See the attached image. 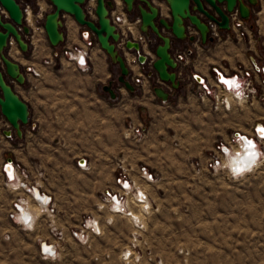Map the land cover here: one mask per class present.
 I'll list each match as a JSON object with an SVG mask.
<instances>
[{
	"label": "rangeland",
	"instance_id": "rangeland-1",
	"mask_svg": "<svg viewBox=\"0 0 264 264\" xmlns=\"http://www.w3.org/2000/svg\"><path fill=\"white\" fill-rule=\"evenodd\" d=\"M92 2L83 5L91 19ZM25 3L34 6V0L20 5ZM156 3L167 16L162 0ZM259 10L249 21L251 37L241 40L244 63L254 58L260 70L252 75L256 92L250 99L236 100L224 93L228 105L221 104V96H203L187 79V63H179L180 88L165 103L148 99L138 89L123 98L115 80L117 66L105 55L102 67L96 66L109 72L98 81L96 125L74 122L80 114L66 113L50 128L24 125L22 142L12 144L16 153L9 157L16 158L13 163L26 173L19 179L49 197L48 209L38 212L30 197L37 212L32 228L0 217V264H264V138L256 132L258 125L264 126V14ZM232 36L237 41L233 31ZM35 39L33 44L38 43ZM26 40L29 51L13 59L25 78L29 75L22 63L33 48ZM90 40L86 68L76 67L80 72L92 71L87 62L95 42L92 35ZM64 50L59 45L45 58L50 61L48 71L58 76L75 72L60 60ZM142 66L145 72L152 70L148 63ZM32 79L17 90L25 95L36 85ZM154 79L153 84L158 81ZM107 80L114 81L117 96L108 103L100 87ZM54 83L68 89L80 81ZM148 90L152 93L151 87ZM106 103L113 106L112 116L100 110ZM74 124L83 125L70 126ZM236 133L253 138L260 150L257 165L240 173L229 168L223 149L238 148ZM80 158L85 159L82 167ZM123 182L127 189L120 186ZM139 192L141 203L135 199ZM112 196L137 220L117 212ZM42 243L54 247V253L41 251Z\"/></svg>",
	"mask_w": 264,
	"mask_h": 264
},
{
	"label": "water",
	"instance_id": "water-1",
	"mask_svg": "<svg viewBox=\"0 0 264 264\" xmlns=\"http://www.w3.org/2000/svg\"><path fill=\"white\" fill-rule=\"evenodd\" d=\"M21 1L30 2L0 0V7L9 17V20H2L0 16V117L9 126L2 131L3 135L9 137L13 132L17 138L22 136V127L28 123V106L14 91L11 83L22 85L25 76L20 64L7 54L9 49L7 38L12 37L21 54L29 51L25 38L29 28L22 20ZM46 1L51 8L43 15L42 28L49 45L57 47L61 44L62 15L71 16L82 29L94 37L109 62L117 66L118 72L115 77L117 84L133 92L135 88L130 81L132 71L125 62L122 50L117 46L121 32L110 22V12L115 8V2L94 0V18L91 19L83 9L87 0ZM156 1L159 0H120L124 12L132 16L130 19L133 17L138 19L137 29L147 39L149 53L145 54L140 43L130 36L124 40V48L127 52L135 53L136 60L141 65L151 61L152 70L147 72V76L155 74L161 83L169 85L171 89H178L181 85L178 74L180 64L172 51L175 39L188 42L199 40L202 44L213 42L214 37L210 34L208 21L214 22L220 31L229 32L231 30L229 13L237 9L239 15L248 21L252 17L253 8H260L259 0H162L167 7L168 15L165 16L161 12V4H157ZM151 54L154 58H149ZM194 77L197 81L202 79L198 74ZM102 89L110 98H115L113 80H108ZM153 92L162 102L171 96L170 91L161 85L154 86ZM260 128L264 129V126L260 125ZM46 198L49 200L47 195ZM40 250L42 251L41 246Z\"/></svg>",
	"mask_w": 264,
	"mask_h": 264
},
{
	"label": "crops",
	"instance_id": "crops-1",
	"mask_svg": "<svg viewBox=\"0 0 264 264\" xmlns=\"http://www.w3.org/2000/svg\"><path fill=\"white\" fill-rule=\"evenodd\" d=\"M39 2L44 13L50 10L51 7L46 0H40ZM114 9L116 11H124L123 4L119 1V3L116 4V7ZM260 14H264V9L261 13H259V15ZM126 16L127 18H129L130 15L126 14ZM129 29L133 35V39H135L138 34L143 36V34L138 31L137 26L132 24ZM61 31L63 33V41L60 44L61 48H68L72 45H83V41L80 37V33L81 31H83V29L73 20L71 16L65 14L62 16ZM250 37L251 33L249 38ZM36 39L38 40V43L33 44V48L32 51L30 50L29 52L30 54L28 59H24V62L22 63L23 65L31 64L39 69L40 76L36 80L30 78V76H27V78H25L26 81H31L30 79L35 80L36 85L32 88H28V90L25 91V95H23L19 92V90H17L18 87H21L22 85L13 83L14 91L19 95V97L23 101H25L28 106V123L25 125L26 128H30L32 130L35 128H50L54 125V123L57 122V120H61V114L63 113H66L68 115L80 114V117H78L77 119L76 117H74V122H79L83 124L84 122H89V124L91 123L92 126L96 125L99 118V107H97V102L99 98L98 81L101 79V75H104V78H106L109 74V72L107 71L101 70L100 72V70L96 69V66H99V68L102 67L103 64L101 60L104 59V56L106 54L99 48L98 44L95 41L89 48L90 56L89 61L87 60L92 71L80 72L77 70L76 66L72 61L66 60L65 58L61 57L60 60L66 61L68 64H70L71 67L75 70V72L63 76L59 74L60 76H58V74L51 73L48 71L50 65H43L41 63L42 59L50 58L52 56L51 53L53 48L55 47L49 45L44 34L38 35ZM242 42L243 41L241 40L236 41V39H234V37L232 36V31H230L220 32V39H217V41L214 43L211 42L208 44H202L199 40H196L194 43H192L175 39L172 48L174 52H185L187 54L188 61L186 71L187 79L190 81L189 83L193 85L196 84L195 79H193L191 76L192 74H198L201 78L204 79L205 83L213 84L215 80L213 72L214 69L220 71L222 74H225L238 72L246 69L257 70L259 68L258 63L254 58H251V63H244V49ZM16 52L18 53L17 57H12V59L14 60H18V58L23 56L18 49ZM107 62L112 65L109 60H107ZM143 68H145V66H142L141 64L137 63L136 65H133L131 69V83L133 84L132 79L134 77H139L141 82L137 85L133 84L134 88L140 90L143 95L148 96V99H156V102L158 104L165 103L159 100L154 95L153 87L156 85H161L166 90H169L171 95L176 89L169 88L166 84L161 83L159 80L157 81V83L153 84L152 82L155 80L154 77L157 76H147V72L143 71ZM64 80H77L80 81V83L75 88L68 89L61 88V86L63 85L62 83H54L55 81ZM103 85L104 84H101L100 87L101 90L106 94V102L108 103V101L115 100L117 97L115 88V98H110L108 93L102 89ZM150 87L152 89V93L149 94L148 89ZM117 88L119 94L123 98L132 93L120 85L117 86ZM66 90H69L73 93L62 95L61 91ZM75 92L78 94L77 102L75 101ZM107 103L100 106V110H102V112H106V114L109 113L112 116L113 106L108 105ZM68 118L70 119V117H66L65 122L69 121ZM106 122L108 123L107 120ZM83 124H74L70 126L81 127V125ZM8 128L9 126L7 122L2 117H0V217H3L11 224L22 225L23 223H21V221L16 218L17 212L19 210L17 209V207L15 208L13 204L15 203L16 206L22 207V200L26 201L29 204V200H31L30 197H32V194L30 195L23 188H20L22 191L21 193L18 191V188H13L12 186H10L12 182H15L14 179L16 175L14 173L13 178H11V183L9 182V180L7 181L6 176L4 175V171L2 170V164L5 161H11L12 163L18 161L16 158L9 156L16 153L13 152L15 149H13L12 144L16 142H22L25 130L22 127V136L20 138H17L13 132H11V135L9 137H6L5 135H3L2 131ZM81 159L85 161L84 158H80L78 161H80ZM31 218L32 214H30V220Z\"/></svg>",
	"mask_w": 264,
	"mask_h": 264
},
{
	"label": "built area",
	"instance_id": "built-area-1",
	"mask_svg": "<svg viewBox=\"0 0 264 264\" xmlns=\"http://www.w3.org/2000/svg\"><path fill=\"white\" fill-rule=\"evenodd\" d=\"M36 1H38V0H34V6H33V4L31 5L28 3H25L24 7L21 6V10H22V14H23L22 20L24 23H26V25L29 28V33L27 35H25V38L28 39L29 41H31V44H32V39L35 35H37V34L43 35L44 34L43 28H42L43 12L40 11L39 8L35 5ZM259 1H260V9L261 8L264 9V0H259ZM92 6H94V5L93 4L90 5L89 9H92ZM34 7H36V9ZM0 16H1L2 20H9V17H8L6 11L2 7H0ZM229 20H230L231 31H233L235 33L237 40H245V39L249 38L250 33H251L250 23H249V21L244 20L239 15L237 9H235L233 12L229 13ZM110 22L113 25H115L116 28H118L121 32V39L117 44L120 46L119 48H121L120 50H122L123 55L125 53L127 56H129V63H131L132 65H136L138 62L136 60L135 53L125 51L124 40L127 38V34L124 33L123 27L127 28V23L128 24L132 23L133 25L137 26L138 25V19L135 17L133 20H129L124 11H121V10L116 11L114 9L113 11L110 12ZM208 25H209L210 32H211L210 34L214 38H219L220 37V30L218 29L217 25L212 21H208ZM89 35H90L89 32L85 31L83 29V31H81V33H80V37H81V40L83 41V45L82 46L72 45L63 51L65 58H67V60H69V61H72L74 63V65L78 69H80L81 71L86 68V59L88 58L87 48L91 44V40H90ZM143 39H146V38L143 37L142 35L138 34L134 40L137 41L138 43H140L141 41L143 43ZM143 44H146V43H143ZM12 45H15V42L12 39V37L9 36L7 38V46H12ZM176 59L180 64H183V65L186 64L188 61V57H187V54L185 52H182V53L178 52V54L176 55ZM49 62H50L49 59H43L42 60L43 65H48ZM148 65L151 66V61L148 62ZM259 71L260 70L258 68L257 70L256 69H246V70H241L238 72L222 74L220 71L214 69L213 72H214V79L215 80H214L213 84L205 83L203 78L200 81H197L194 77L195 74H192V78L195 79V82L198 85V87L201 89V93L203 96L209 97V96L213 95L215 98H218L219 96H221V104H223V103L227 104L226 99L222 98L224 93H230V94L232 93V95L234 97L233 99H236V100H247V99H250L254 96L256 89H255V86L253 84V78H252L253 76L252 75L259 73ZM25 72H26V74H28L33 79H37L40 76L39 69L36 68L35 66L31 65V64H28L25 66ZM224 76H226L227 79L237 78L239 81L241 80L242 85H240L237 88L230 89L228 86H224V84H223L222 78ZM263 81H264V78H263ZM132 82L134 85L141 83L139 77H134L132 79ZM135 132H138V130L135 129ZM243 136H245V135H242L240 133H236V138L242 139ZM84 164H85L84 160L81 162L78 161L79 167H82ZM6 166L12 168L15 171V175H17V178H15L14 181L16 183H19L18 187L13 186L12 184H11V186L13 188H15V187L16 188H23L31 195V190H32L33 186H31V185L27 186L23 181H21L19 179V176H18V175H21L23 177L26 175L24 169H19L17 163H12L11 161H5L2 164V170L4 171L5 176H7V171L5 169ZM6 179H7V181L9 180L10 183L12 182L11 179H8L7 177H6ZM120 186L124 187V185L122 183H120ZM107 195L110 196L108 193H107ZM111 198H115V196H112ZM13 205L16 208V204L14 203Z\"/></svg>",
	"mask_w": 264,
	"mask_h": 264
},
{
	"label": "bare ground",
	"instance_id": "bare-ground-1",
	"mask_svg": "<svg viewBox=\"0 0 264 264\" xmlns=\"http://www.w3.org/2000/svg\"><path fill=\"white\" fill-rule=\"evenodd\" d=\"M39 1L40 0L36 1L35 5L39 8L40 11L43 12V15H44V11H43ZM113 1L115 2V7H116V4H118L120 0H113ZM92 4L94 5V0H93ZM262 11H263V9L261 8L259 10V12H257V13L259 14ZM131 25H132V23H129V24L127 23V28L123 27V29H124V33H126L127 36H130V37L133 38V35H132V33H131L130 29H129L131 27ZM38 35H40V34H37V35H35L33 37L32 44H33V40ZM35 42H37L36 39H35ZM146 42H147V39H143V43H146ZM143 43H142V41L140 42L141 49H142L143 52H145V54H148L147 49H146L147 44H143ZM9 48H10V53H8V51H9V49H8V51H7L8 56L10 58H12V57L16 58L17 54H18L16 52L17 51V47L15 45H12V46H9ZM123 56H124L125 62L127 63L129 56L127 58V55L125 53H124ZM149 58H153V55L152 54L149 55ZM222 81H223L224 86H228L230 89H234V88H237L240 85H242L241 84V80L239 81L237 78L227 79L226 76H224L222 78ZM231 96H232V98H234L232 93H231ZM229 102H230L229 98H226V103L228 105H229ZM260 130H262V128H260V125H259V126H257V131L256 132H257L258 135H260L262 137V133H261ZM245 137L246 136H243L242 139L241 138H237V140H238L237 141V143H238L237 144L238 145L237 149H234V148H232V149L223 148L225 154L227 155V164H228L229 168L235 173H240V172H243V171L250 170V168L252 166L257 165L258 159H260L259 158L260 157V150H259V148L257 146L258 145L257 142L255 140H248L247 139L248 137H246V138ZM5 169L7 171V176L6 177L8 179H11L13 177L15 171L12 168L7 167V166L5 167ZM237 169H239L240 171L237 172ZM11 184L13 186L18 187L19 183L12 182ZM123 185H124V187L128 186L126 183H123ZM126 189H127V187H126ZM129 192H130V189H129ZM31 194H32V197H33L34 201L36 202V205H37V208H38L37 211L38 212L46 211L48 209L46 207V205H47V202L49 201L48 198H46V195L42 194L37 188H34L33 190H31ZM140 194H141V192H139V195L136 194L135 195V199H136V201H139L141 203L142 199L141 198H140L141 200L138 199ZM146 201H143V203H146ZM110 202L113 203V206H114V208L117 209L116 210L117 212H120V213H123V214L126 213V212H124L125 211L124 205L120 201H118L116 198H111ZM142 205H144V204H142ZM16 207L19 210L18 212L16 211L17 212L16 218L18 220H20L21 223H23L22 225L28 226L30 228L31 224H32V221H33V218L36 216L37 212L33 208H31L29 206V204L26 201H24V200L22 201V207L21 206H16ZM30 214H32L31 220H30ZM126 214H128L131 219L133 218L134 221L137 220V218H138L136 215H133L131 212L126 213ZM95 228L98 229L97 225H95ZM41 249H42L43 252H45L47 254L54 253V247H52L51 245H48L46 243H42L41 244Z\"/></svg>",
	"mask_w": 264,
	"mask_h": 264
},
{
	"label": "flooded vegetation",
	"instance_id": "flooded-vegetation-1",
	"mask_svg": "<svg viewBox=\"0 0 264 264\" xmlns=\"http://www.w3.org/2000/svg\"><path fill=\"white\" fill-rule=\"evenodd\" d=\"M256 8H253V12H254V10H255ZM161 12H162V14L164 15L165 14V12H164V10H163V8L161 9ZM253 14V13H252ZM261 15V14H260ZM248 21H250V20H248ZM231 31V30H230ZM229 31V32H230ZM220 32H223V31H220ZM215 39V38H214Z\"/></svg>",
	"mask_w": 264,
	"mask_h": 264
},
{
	"label": "snow or ice",
	"instance_id": "snow-or-ice-1",
	"mask_svg": "<svg viewBox=\"0 0 264 264\" xmlns=\"http://www.w3.org/2000/svg\"><path fill=\"white\" fill-rule=\"evenodd\" d=\"M261 131V133H262V138H264V129H262V130H260ZM240 170L239 169H237V172H239Z\"/></svg>",
	"mask_w": 264,
	"mask_h": 264
}]
</instances>
